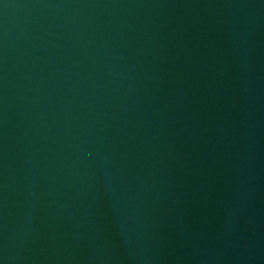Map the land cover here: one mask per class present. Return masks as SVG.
<instances>
[{
	"label": "water",
	"instance_id": "water-1",
	"mask_svg": "<svg viewBox=\"0 0 264 264\" xmlns=\"http://www.w3.org/2000/svg\"><path fill=\"white\" fill-rule=\"evenodd\" d=\"M0 264H264V0H0Z\"/></svg>",
	"mask_w": 264,
	"mask_h": 264
}]
</instances>
